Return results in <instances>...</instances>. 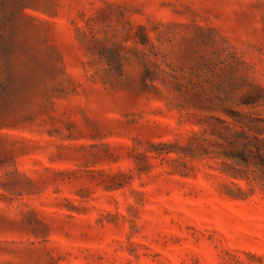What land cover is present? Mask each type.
<instances>
[{"label": "rangeland", "instance_id": "374dc122", "mask_svg": "<svg viewBox=\"0 0 264 264\" xmlns=\"http://www.w3.org/2000/svg\"><path fill=\"white\" fill-rule=\"evenodd\" d=\"M240 126L264 0H0V264H264Z\"/></svg>", "mask_w": 264, "mask_h": 264}, {"label": "trees", "instance_id": "16d2710c", "mask_svg": "<svg viewBox=\"0 0 264 264\" xmlns=\"http://www.w3.org/2000/svg\"><path fill=\"white\" fill-rule=\"evenodd\" d=\"M241 131H234L231 138L224 139L229 150H223L221 154H216L217 157H224L231 161L230 164L224 163L230 170V175L237 177V175L246 174V170L253 167L261 172V179H264V151L259 145L252 143L248 136L240 126ZM249 129V128H248ZM256 142H260L256 136H253ZM250 146H253L252 150Z\"/></svg>", "mask_w": 264, "mask_h": 264}]
</instances>
